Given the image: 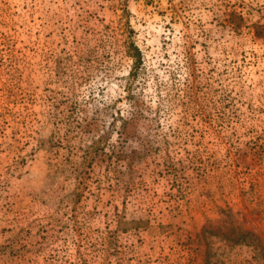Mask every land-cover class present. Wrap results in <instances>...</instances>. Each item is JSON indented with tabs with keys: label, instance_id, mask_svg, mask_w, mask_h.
Returning a JSON list of instances; mask_svg holds the SVG:
<instances>
[{
	"label": "rangeland",
	"instance_id": "374dc122",
	"mask_svg": "<svg viewBox=\"0 0 264 264\" xmlns=\"http://www.w3.org/2000/svg\"><path fill=\"white\" fill-rule=\"evenodd\" d=\"M0 264H264V0H0Z\"/></svg>",
	"mask_w": 264,
	"mask_h": 264
},
{
	"label": "trees",
	"instance_id": "16d2710c",
	"mask_svg": "<svg viewBox=\"0 0 264 264\" xmlns=\"http://www.w3.org/2000/svg\"><path fill=\"white\" fill-rule=\"evenodd\" d=\"M130 52V51H129ZM130 54V53H129ZM132 58L134 60V71H135V67L136 65L139 63L140 61V52L139 50L134 47V53H132ZM133 72V70H132ZM214 229H216L217 231H219V229L221 230H225L223 231L222 234H224L225 232H230V233H236L235 235H228L224 238H228V240L233 243H247V237L249 235V233H247L246 231H241L240 229H238V227L233 226L232 224H213L212 222H208L204 225V227H202V229L196 233L195 237L193 238V243L196 246V250L200 249V246L202 244V241L205 240L208 236H212L213 234H217L216 232H214ZM236 231V232H235ZM192 242V241H191Z\"/></svg>",
	"mask_w": 264,
	"mask_h": 264
}]
</instances>
